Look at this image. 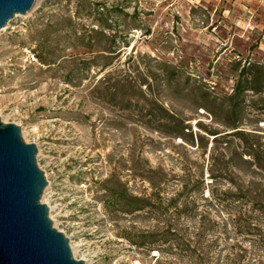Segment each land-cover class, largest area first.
I'll list each match as a JSON object with an SVG mask.
<instances>
[{"label":"rangeland","instance_id":"374dc122","mask_svg":"<svg viewBox=\"0 0 264 264\" xmlns=\"http://www.w3.org/2000/svg\"><path fill=\"white\" fill-rule=\"evenodd\" d=\"M226 5L36 0L0 31V121L36 146L47 181L41 202L76 260L264 264V171L237 160L244 145L187 93L201 86L213 98L229 96L241 66L264 63V27L248 29L238 14L224 13ZM99 13L111 43L127 45L105 72L83 64L104 46L94 50L88 33ZM161 63L177 72L170 90ZM108 72L129 76V109L104 101L103 86L94 93ZM161 105L188 124L192 141L153 130ZM244 105L245 141L264 160V93L247 95ZM210 132L219 133L215 142ZM129 196L143 198L145 209L124 213Z\"/></svg>","mask_w":264,"mask_h":264},{"label":"water","instance_id":"95a60500","mask_svg":"<svg viewBox=\"0 0 264 264\" xmlns=\"http://www.w3.org/2000/svg\"><path fill=\"white\" fill-rule=\"evenodd\" d=\"M36 0H0V31L25 16ZM36 146L26 144L15 124L0 121V264H84L57 231L41 202L47 186L36 162Z\"/></svg>","mask_w":264,"mask_h":264},{"label":"trees","instance_id":"16d2710c","mask_svg":"<svg viewBox=\"0 0 264 264\" xmlns=\"http://www.w3.org/2000/svg\"><path fill=\"white\" fill-rule=\"evenodd\" d=\"M97 16L98 18L94 20L97 29H91L88 33L94 34V50L97 49V45L99 44L104 46L102 50L94 51V58L92 60L83 61V64L90 66L94 61V70L105 72L113 68V60H119L127 45L123 47L114 46L111 43L113 37L109 38L104 34V27H107V22L103 18V14L99 13ZM98 38H102L101 41ZM131 58L130 56L128 60ZM234 63L236 71H238L240 61ZM159 65L164 72V88L170 90L175 85L177 72L171 65L166 63ZM101 86H103V89L100 91V95L104 101L113 102L118 99L125 109H129L132 100L126 96V90L131 88V81L127 74L120 73L115 77V72H108L106 76L98 80L94 86V93ZM138 92L142 94L140 87ZM187 93L193 97V103L196 109L208 113L220 126L227 129L225 132H230L224 136L234 137L238 139L241 145H244L240 151L235 152L237 160L246 165L249 170L253 168V170L264 171V160L260 153L257 152L253 144L248 145L245 141V137L250 133L241 128L244 122V104L247 95L255 96L264 93V63L250 62L241 66L232 94L229 96L220 99L213 98L201 86L194 87L190 91H187ZM136 115L137 118L144 117L140 112H137ZM154 121L156 123L153 128L155 132L168 138L179 139L182 142L189 141L187 137L190 136V141H192V133H189L188 124H185V121L171 114L163 105L159 107V114L155 115ZM208 135L214 137L212 142H215L219 137V133L210 132ZM196 139L201 143L203 137L200 134H196ZM145 207L146 201L143 198L129 196L127 198L126 208L122 211L126 214H133L145 209Z\"/></svg>","mask_w":264,"mask_h":264},{"label":"crops","instance_id":"0c3cea01","mask_svg":"<svg viewBox=\"0 0 264 264\" xmlns=\"http://www.w3.org/2000/svg\"><path fill=\"white\" fill-rule=\"evenodd\" d=\"M226 8L224 13L230 12L236 16L238 14V21L248 26V29H259L264 27V18L256 14L261 11V6L264 4V0H226ZM249 14L250 17L244 18L243 15ZM256 17H259L257 20ZM261 17V18H260Z\"/></svg>","mask_w":264,"mask_h":264}]
</instances>
